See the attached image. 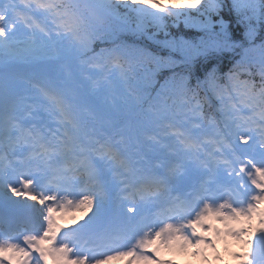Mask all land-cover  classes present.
I'll return each instance as SVG.
<instances>
[{"label":"snow or ice","instance_id":"obj_1","mask_svg":"<svg viewBox=\"0 0 264 264\" xmlns=\"http://www.w3.org/2000/svg\"><path fill=\"white\" fill-rule=\"evenodd\" d=\"M218 244L264 264V0H0V264Z\"/></svg>","mask_w":264,"mask_h":264},{"label":"rangeland","instance_id":"obj_2","mask_svg":"<svg viewBox=\"0 0 264 264\" xmlns=\"http://www.w3.org/2000/svg\"><path fill=\"white\" fill-rule=\"evenodd\" d=\"M9 70L13 71L11 67L9 68ZM74 215L79 216L80 213L77 212V213H74ZM58 222L61 224H68V225H70V223H71L69 221V218H67L66 216L63 219H60ZM165 255L170 257L171 259L176 260V261H177V257L181 258L184 256L183 254H180V253H165ZM107 264H125V261L123 259H114V260H111L110 262H107Z\"/></svg>","mask_w":264,"mask_h":264},{"label":"trees","instance_id":"obj_3","mask_svg":"<svg viewBox=\"0 0 264 264\" xmlns=\"http://www.w3.org/2000/svg\"><path fill=\"white\" fill-rule=\"evenodd\" d=\"M174 3L187 4L188 2H185V1H178V2H174Z\"/></svg>","mask_w":264,"mask_h":264}]
</instances>
